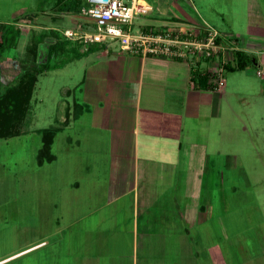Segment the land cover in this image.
I'll use <instances>...</instances> for the list:
<instances>
[{"label": "crops", "instance_id": "1", "mask_svg": "<svg viewBox=\"0 0 264 264\" xmlns=\"http://www.w3.org/2000/svg\"><path fill=\"white\" fill-rule=\"evenodd\" d=\"M180 2H148L150 22L141 28L181 32L208 24L223 42L235 43L234 33H224L221 23L197 9L191 17ZM243 12L240 39L264 37V0H248ZM18 14L13 10L12 18ZM241 48L261 65L254 55L258 48L247 43ZM98 54L105 59L81 71L75 84L81 88L66 103L59 128L71 129L66 149L81 155L70 168L76 172L70 190L76 208L84 202L86 210L69 212L73 194L63 197L56 211L40 216L49 233L0 262L32 250L36 264H204L199 241L213 221L210 134L219 118L223 80L216 88L198 86L192 69L205 66L183 59L104 47ZM207 249L210 262L218 264L217 245Z\"/></svg>", "mask_w": 264, "mask_h": 264}, {"label": "rangeland", "instance_id": "2", "mask_svg": "<svg viewBox=\"0 0 264 264\" xmlns=\"http://www.w3.org/2000/svg\"><path fill=\"white\" fill-rule=\"evenodd\" d=\"M180 1L191 17L196 18L192 12L197 15V9L208 21L221 23L224 33H234L235 43L234 39L233 44L229 43L233 48L243 47L245 43L258 48L254 55L261 60L260 66L253 62L243 70L223 72L224 93H217L219 118L213 122L215 126L210 134L209 150L215 169L207 172L208 178L213 179L209 182L213 186V221L204 227V238L199 245L204 264H215L210 262L212 252L207 249L210 245L218 247V264H264V37H239L244 31L243 10L248 0ZM216 7L224 15L216 13ZM13 10L19 13L17 20L12 18ZM76 14L75 8L57 6V0H0V23L6 24L10 35L17 26L21 30L17 46L7 41L1 55L0 90L15 84L24 71V64H29L28 44L33 33L44 37L39 43L38 61L45 62L53 36L49 31L74 27L81 21ZM147 22H150V12L136 16L133 32ZM67 41L69 49L63 57L69 62L39 75L23 131L0 138V259L48 234L49 225L40 216L43 212L56 211L63 197L73 194L69 212L86 210L84 202L76 208L75 191L70 190L76 175L70 168L81 155L78 150L66 149V134H72L71 129L69 132L59 128L64 126L66 103L81 88H75L81 80V71L84 73L86 67L92 68L105 59L97 57L103 47L115 52L122 50L117 42H112L94 45L95 52L87 51L80 58H72L73 54L87 49ZM227 52L231 55L232 50ZM57 60L52 58L51 63ZM218 60L217 57L215 61ZM48 128L57 130L51 148L56 158L40 163L44 132ZM101 189L93 194L96 201L101 198ZM99 203L95 202L94 206ZM25 253L0 264H36L35 253L32 250Z\"/></svg>", "mask_w": 264, "mask_h": 264}, {"label": "built area", "instance_id": "3", "mask_svg": "<svg viewBox=\"0 0 264 264\" xmlns=\"http://www.w3.org/2000/svg\"><path fill=\"white\" fill-rule=\"evenodd\" d=\"M151 5L145 0H85L74 27L60 30L62 36L77 42L84 49L94 45H109L117 42L124 52L140 55H158L183 59L192 65L202 63L205 68L219 76L221 83L227 51L234 50L222 41V34L210 25L203 30L187 29L178 32L174 29L143 28L133 32L136 16L147 14ZM218 57V61L215 59Z\"/></svg>", "mask_w": 264, "mask_h": 264}, {"label": "trees", "instance_id": "4", "mask_svg": "<svg viewBox=\"0 0 264 264\" xmlns=\"http://www.w3.org/2000/svg\"><path fill=\"white\" fill-rule=\"evenodd\" d=\"M83 0H74L68 2L66 0H57V6L71 9L75 8L78 12L83 5ZM11 35V31L6 24L0 23V58L3 51L6 49V42L17 46L21 30L19 26ZM150 27L144 26L145 31L149 30ZM52 40L48 44L47 59L45 62L38 61L39 43L42 42L43 36L37 33H33L31 42L28 44L30 53V62L28 65L24 64V71L19 77L18 81L10 86H7L4 90H0V138H9L19 134L23 131L24 125L30 116V104L34 93L36 83L39 75L47 70L63 67L67 62V59L63 55L68 50L69 41L65 40L61 32L56 30L49 31ZM73 42V41H71ZM75 47H80V44L73 42ZM74 49V47H73ZM95 49V46H90L86 51H80L72 55L81 57L85 52H90ZM58 59L51 63V59ZM254 62L253 56L244 49L237 48L232 50V59L224 64L225 70H243ZM193 78L196 84L200 87L207 86L210 88L218 87L219 76L216 73L208 71L206 68L194 67L192 69ZM55 131L52 128H48L44 132V144L40 150L39 162L50 161L54 159V154L51 152V137ZM50 150V151H49Z\"/></svg>", "mask_w": 264, "mask_h": 264}]
</instances>
